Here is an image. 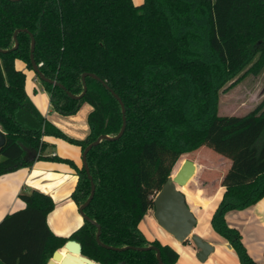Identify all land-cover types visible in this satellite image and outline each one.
<instances>
[{
    "label": "trees",
    "instance_id": "trees-1",
    "mask_svg": "<svg viewBox=\"0 0 264 264\" xmlns=\"http://www.w3.org/2000/svg\"><path fill=\"white\" fill-rule=\"evenodd\" d=\"M17 29L34 35L39 68L65 87L41 80L53 109L72 115L83 103L92 105L84 139L65 134L32 103L26 73L16 66L22 60L33 70L32 38L21 30L14 49ZM0 48L7 50L0 51V127L6 135L0 175L36 160L64 162L78 177L73 200L78 206L86 201L91 181L83 163L47 155L44 137L64 139L83 152L100 135L119 133L121 105L100 80L88 75L82 98L68 94H80L82 74L95 73L127 108L123 135L103 139L87 154L96 190L85 212L100 224L101 241L114 247L154 244L165 264H176L177 249L159 236L150 240L140 223L185 154L207 146L231 161L209 223L242 264H259L226 213L264 197V97L241 115L218 114V101L221 90L264 69V0H0ZM181 190L197 219L218 193L194 191L189 182ZM20 197L24 207L0 222V264H47L69 239L101 264H160L154 249L102 246L87 220L69 236L57 235L46 222L55 208L52 196L32 190Z\"/></svg>",
    "mask_w": 264,
    "mask_h": 264
},
{
    "label": "crops",
    "instance_id": "crops-1",
    "mask_svg": "<svg viewBox=\"0 0 264 264\" xmlns=\"http://www.w3.org/2000/svg\"><path fill=\"white\" fill-rule=\"evenodd\" d=\"M133 1L135 4L143 2V0ZM16 66L25 71L27 93L39 112L68 136L84 139L90 132L88 115L93 109L92 105L85 102L72 115L58 113L53 109L49 93L37 74L28 69L22 60H17ZM38 84L41 86L40 89ZM0 129L3 130L1 127ZM44 138L49 143L47 152L52 148V155L58 154L65 158H71L77 165H82L83 152L80 146L53 136ZM29 152V159H32L34 153ZM77 180L78 177L70 165L51 160H36L31 166L20 167L15 171L0 175V222L7 214L24 207L21 194L39 190L51 195L55 202V208L48 214L46 222L57 235L69 236L84 223L79 206L72 198ZM220 188L221 195L217 193L208 204L203 216L198 219L196 228L199 222L211 217L215 209L211 204L215 200L218 203L225 190L224 186L220 185ZM145 217L149 219L151 225L149 228L145 227L143 219L140 228L150 240L159 236L171 243L179 252L176 264H242L233 247L228 246L229 241L216 233L210 223H206L202 231H196V228L194 230L195 233L215 245L214 251L207 258L208 260L202 262L196 256L197 248L194 245L190 242L177 244L170 235L161 231L159 226L151 221L153 218L149 217V214H146ZM226 220L230 227L240 231L242 242L248 253L259 264H264V197L246 208L229 210L226 213Z\"/></svg>",
    "mask_w": 264,
    "mask_h": 264
},
{
    "label": "water",
    "instance_id": "water-1",
    "mask_svg": "<svg viewBox=\"0 0 264 264\" xmlns=\"http://www.w3.org/2000/svg\"><path fill=\"white\" fill-rule=\"evenodd\" d=\"M21 30H25L31 34V52H30V58L31 63L33 66L34 73L37 74V77L40 80H43L45 82L51 83L53 85L60 86L62 88H65L64 85L56 80L48 78L39 68L35 58H34V49H35V38L34 35L28 30V29H17L14 33L15 38V46L14 49L17 48L19 42L17 38L18 32ZM0 51H7L2 50L0 48ZM90 75L97 80H100L104 86L112 91V94L114 97L119 101L123 113V124L118 134L115 136H111L108 134H102L100 135L96 141L91 142L87 145V147L83 151L82 155V163L88 173L89 179L91 181V193L89 197L86 199L84 203H82L79 206V212L81 216L84 218V220H87L94 224L97 227V233H96V240L99 244H101L104 247L116 249V250H124V249H136V250H150L154 249L156 250V256L158 259V262L160 264H165L163 262L162 256H161V250L158 246L151 244L148 246L140 247V246H125V247H114L105 244L100 239L101 234V226L100 224L94 219H92L89 215L86 214L85 208L88 206L90 201L92 200L96 186L93 181L92 175L90 174V169L87 163V154L88 151L94 146L100 143L103 139H109V140H115L120 138L126 128V107L121 99V97L113 90L111 87L102 80L97 74L92 72H85L82 74V80H83V91L75 95L72 92L68 91V94L73 98H82L87 90V84H86V77ZM6 140V135L3 130L0 129V148L3 146ZM47 155L52 154V148L48 152H46ZM191 162V161H190ZM193 163V162H191ZM185 167L182 165L181 170L184 171ZM190 170V167H189ZM183 181H180L182 183ZM154 210H153V217L157 222V225L159 226L160 230L165 232L166 234L170 235L174 242L177 244H183L187 243V241H191L193 245L197 248L196 256L200 261L204 262L208 260L207 258L209 255L214 251L215 245L211 244L208 240L204 239L201 235L198 233H195V226H197V218L192 209L190 208L186 194L178 187L176 184H174L171 176L167 178L165 183L163 184L162 188L157 192L155 198H154ZM156 238V237H155ZM154 238V239H155ZM228 246L231 248L232 245L228 243ZM47 264H101L85 255L82 254V244L76 240V239H69L65 242V244L60 248L53 252L52 257L49 259Z\"/></svg>",
    "mask_w": 264,
    "mask_h": 264
},
{
    "label": "rangeland",
    "instance_id": "rangeland-1",
    "mask_svg": "<svg viewBox=\"0 0 264 264\" xmlns=\"http://www.w3.org/2000/svg\"><path fill=\"white\" fill-rule=\"evenodd\" d=\"M38 88H41L40 84H38ZM262 97H264V69L257 75L250 74L236 85L221 90L219 93L218 114L241 115L247 113ZM185 157L197 166L196 173L189 180L190 187L194 191L202 190L203 193L208 195H212L214 190V193L219 191L218 193L221 195L220 180L231 163L230 159L207 146H203L194 152L186 153ZM211 205L215 208L217 200ZM154 209H150L147 214L153 218L151 221L157 224L153 217ZM209 219L199 222L196 231H202L205 227L204 225L209 223ZM143 224L147 228L151 225L146 217L143 220ZM189 242L193 245L191 241Z\"/></svg>",
    "mask_w": 264,
    "mask_h": 264
},
{
    "label": "bare ground",
    "instance_id": "bare-ground-1",
    "mask_svg": "<svg viewBox=\"0 0 264 264\" xmlns=\"http://www.w3.org/2000/svg\"><path fill=\"white\" fill-rule=\"evenodd\" d=\"M182 165L185 167L184 171L181 170V167L179 168V171H177L174 175H170L174 184L178 186L180 189L185 186L191 177H193V174L196 172L197 166L194 163H191L188 159H186ZM181 165V166H182ZM190 167V170H189ZM180 181H183L180 183ZM198 222V219H197Z\"/></svg>",
    "mask_w": 264,
    "mask_h": 264
}]
</instances>
